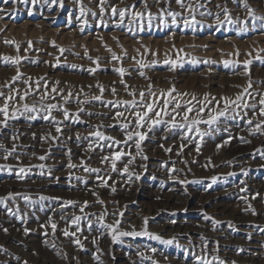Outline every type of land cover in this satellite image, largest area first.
<instances>
[{"label": "rangeland", "instance_id": "374dc122", "mask_svg": "<svg viewBox=\"0 0 264 264\" xmlns=\"http://www.w3.org/2000/svg\"><path fill=\"white\" fill-rule=\"evenodd\" d=\"M197 2L204 5L202 8H197L194 13L197 23L193 27L185 28L183 18H190V13L180 8L175 0H160V3H157L156 0H147L148 10L157 18L152 21V26L149 27L146 15L141 31L139 23H128L130 16H126L124 25L118 27L119 18L111 14L110 8L112 6L125 8L135 5L136 11H144L143 0H123V2L108 0L103 15L100 14L99 0H62L63 6H61V0H47V2L45 0H9L8 3L0 0V17H2L0 18V58L3 56L16 57L17 55L22 57L18 67L23 76L12 87L19 89L23 94L28 88V85L23 83L24 79L31 77V80L35 81L38 78H44L41 81L40 93L28 96L23 102L19 101V97H17V103L11 107H20L24 102L29 105L35 103L39 107L40 94L43 92L45 82L49 90L55 86L65 95L70 90L73 93V98L65 106L72 113H75L80 107L85 109L80 113L82 122H65L70 127L67 134L69 137L72 135L69 139L72 142L71 149L81 150V148L84 149L82 145L88 144L89 141L82 139L80 143H77L76 134L80 133L81 137H87L88 133L93 130V126L104 125L100 130L106 135L117 140H124L120 121L112 119L116 111L115 108L104 107L98 101H91L83 105L76 101V94H80V100H91L92 96L100 95L97 84L102 85L105 89L104 101L133 99L125 90L124 85L120 83L121 79L130 86V91L137 92V99L139 91H147L149 84L153 86L152 91L157 94L173 87L176 90L173 93L174 96L176 93H187L188 95L176 97L182 103L190 101L193 95L197 100L203 101L207 94L209 100L212 98L215 100L206 105L205 119H207L209 109L215 114L216 101H220L219 110H223L221 97L235 99L236 95L247 87L249 78L253 81V87L250 89V91L255 90L253 95L255 92L264 93V83H261L264 82V63L255 59L257 51L264 49V20L259 19L264 17V0H185L186 4H196ZM245 2L248 8L254 10L257 19L253 20L248 16V9L244 6ZM81 4L87 10L83 17L80 15ZM217 5L221 7L218 8ZM225 6L233 20L238 22L225 23L218 27L216 16L219 14L220 19H224L223 8ZM162 9L181 13V16L177 18L178 26L171 24L170 17L167 18V26L160 24L159 13ZM93 12L96 13L95 16L92 15ZM201 12H204L205 15H200ZM208 12L211 15H208ZM85 20H87L86 24ZM243 21H247V24L239 23ZM241 27H247V31H239ZM130 28L131 31H129ZM6 40L14 41V43L6 44ZM28 41H32V47L39 46L43 52L36 53L32 47L29 49ZM16 44L20 45L19 52L16 50ZM60 48H64L66 51L61 53ZM108 48L117 56L122 57V60L113 61L111 53L107 51ZM86 50L88 56L99 57L100 67L94 74H90L88 71L89 68L96 67V65L85 56ZM237 50L239 56L236 55ZM247 53H252V56H248ZM260 55L264 56V52H261ZM132 57H136L137 60H142L144 64L150 66L141 69L140 65L132 60ZM193 58L198 62L193 63ZM166 59L175 61V65L165 64ZM248 59L252 60L248 66L250 75H245L243 61ZM225 60L238 61L239 63L236 67L225 66L223 63ZM152 61H156V63L152 64ZM204 61H208V63H204ZM73 64L77 67L72 68ZM119 67L126 70L123 78L114 71ZM140 71L144 72V76L139 74ZM16 73L17 66L0 62V86H4L6 82L11 83V78ZM57 81H59L58 85L55 83ZM112 88L116 89V95L112 94ZM32 89L35 93V84H32ZM0 91H3L5 95L9 94L8 87H0ZM258 99L259 96L256 97V100ZM53 102L63 104L59 95H56L55 101L50 99L45 101V103ZM3 103V98H0V106ZM192 103L196 104V101H192ZM120 110L124 111L123 107ZM237 111H239V115H236L235 119L232 118L235 113L230 110L227 118L221 117L218 124L212 125L211 129L206 124L199 125L202 132L208 133L202 138L192 132L188 134L192 139H186L184 130L179 127L172 128L170 118L167 116L163 117L166 123L153 126L151 130L140 129L146 134L145 140L141 142V148L142 154L147 156V160L141 159V155L137 154L135 146L131 142L128 146L123 147L124 151H130L136 156L134 163L130 165V171L138 174L140 179H135V175H133L132 180H128L126 176L120 174V171L112 172L108 165L101 164V157L110 155L111 149L100 150L97 148L92 151L97 154L96 158L86 160L89 167L102 169L101 176H104L103 173L105 175L109 173L114 177L126 180L133 194L130 202L118 199L110 203L104 197L106 192L102 191L99 199L103 200L104 204L97 203V198L95 200L96 207L94 206L96 209L93 213L98 216L105 209L108 210L105 222L112 224L115 219H120V217L112 215L110 218L109 212L124 213L130 207L131 210L140 212L139 219L142 224L129 230L128 226L121 221L120 229L122 231H141L144 227V220L147 218L148 231L161 236L164 240L174 238L175 242L171 245L150 239L148 236L122 237L117 242H113L107 230L96 222V216L91 217V230L88 228V221L81 223L82 231L77 232L76 237L63 235V230L66 228L70 232L76 231L75 227L70 224L71 218L64 221L47 220L45 225L40 226L42 216L45 215L48 206L53 201L57 198L64 203L68 201L67 198L74 190L71 184H85L74 178L70 180L68 176L70 172L73 177H83L87 183H90L91 179L99 182L96 179V174L85 173L80 167L69 169L67 167L69 156L66 154L59 157L58 155L51 156L53 161L49 160L51 157L40 161L37 154L14 155L15 158L9 156L5 160L2 156L5 153L0 150V166L3 167V170H0V198H4L3 202H0V248L3 249L0 251V264H24V262L32 264L35 254L27 253L28 250L25 249L26 240L32 233L35 235L41 233L44 239L41 243L43 251H46V255L54 258L58 264H98L94 258L99 254L97 248L103 253L101 256L103 264H152L153 260L157 264H170L169 259L182 264H197L196 256H207L209 259L213 256L220 258L221 250L224 248L229 253L220 259L224 260L226 264H232V262L245 264L239 259L243 253L240 250L243 248L238 249V246L223 247L220 242L224 241L223 238H219V241H207V237L199 233L194 236V240L180 239L174 234L158 230L160 222L155 220V217L162 220L167 218L170 220L189 219L199 223V227L204 225L211 227L217 233L226 232V235L230 234L235 239L241 237L244 239V234H236L231 218L233 215L253 214L252 210L249 213L247 211L248 201L252 196L264 202V134H250L247 120L249 118L254 121L258 119L251 110L238 109ZM88 113H93V115ZM43 115L44 112L41 111L39 115H36V119L29 120L27 114L19 116L18 113L19 118L15 122L32 128H39L41 124L49 125L50 129H54L49 121L42 118ZM53 115L57 119H63L60 112L54 111ZM125 115L128 113L126 112ZM194 115L195 113L190 114V116ZM177 122H182L180 117H177ZM108 125L115 126L111 128ZM254 130L253 127L251 131ZM1 133L0 143L5 144L13 141V132L4 130ZM241 138L248 142H242ZM182 145V148L179 147ZM197 145H199V150H197ZM167 148L172 150L166 151ZM174 150H181L175 158L185 159L187 162H177V159L171 156ZM70 159L72 163L80 164L81 159L72 155H70ZM127 160L128 157L125 156L121 162L117 163V168L122 170ZM8 161L11 163L8 164ZM137 162L139 163L137 164ZM46 163L51 164L49 167L53 168L52 178L47 175ZM40 164L46 166L43 175L41 169L35 167ZM143 165H146V168L142 167ZM29 166H32L31 170L24 175V178H18L19 167L27 168ZM8 168L12 170L9 171ZM172 168L178 171L171 173L170 169ZM59 175H64L66 178L60 179L61 181L54 179ZM212 177H216L215 182ZM24 179L29 180L30 184L32 183L31 187L25 190L14 187ZM179 180H186L189 183L181 184L177 182ZM55 182L56 184H54ZM57 182H61V184H57ZM9 194H12L14 199H9ZM25 195L31 197V204L22 199V196ZM40 196L48 199L41 201ZM151 207L154 212L156 211L155 215L147 212V208ZM205 215L212 219L205 220ZM213 220L220 223L214 227ZM51 221L57 225L55 234L50 226ZM246 227L247 230L259 232L260 237L264 240V231H261L264 229V217H260L258 222H251ZM5 228L8 230L7 233L3 231ZM42 228L45 230L43 231ZM25 229L28 230L27 235ZM75 238H79L82 244L86 243L85 246L83 245V249L73 243L74 249H79L77 255H73V250V252L70 251V243ZM94 240L95 243H93ZM258 244L261 245L257 252H263V242ZM151 249H156V251L153 253ZM138 253L143 255H138Z\"/></svg>", "mask_w": 264, "mask_h": 264}, {"label": "snow or ice", "instance_id": "6c2138e0", "mask_svg": "<svg viewBox=\"0 0 264 264\" xmlns=\"http://www.w3.org/2000/svg\"><path fill=\"white\" fill-rule=\"evenodd\" d=\"M4 3H8L9 0H3ZM47 2V0H45ZM108 0H99V9L100 14L103 15L106 11L105 5L107 4ZM123 2V0H121ZM157 3H160V0H156ZM176 4L179 5L180 8L184 9L185 11L190 13L189 17L183 18V26L185 28L193 27L195 23H197L195 19L194 13L196 12L197 8L204 7L203 4L200 3H185V0H175ZM144 4V11H136L135 5H131L129 7L125 8H117L115 6H112L110 8L111 14L113 16H118V24L117 26H123L126 16H130L128 23H139V28L142 31L144 24L143 21L145 20V16L147 15V24L149 27L152 26V21L156 19L157 17L152 14L148 10L147 0H143ZM61 6L62 0H61ZM245 8L248 9V16L252 18L253 20L257 19L254 15V10L248 8L247 3L245 2ZM217 7H221L220 5H217ZM130 8L132 9L130 11ZM87 10L81 4L80 7V15L83 17L86 15ZM224 13V19L221 20L219 14L216 16V24L218 27L223 26L225 23L233 24L237 23L238 21H234L230 13L228 12V9L226 6L223 8ZM208 15H211L210 12L207 13ZM93 16L96 15L95 12L92 13ZM200 15H205L204 12H201ZM181 16V13L174 12L171 10H161L159 13V21L160 24H163L167 26V18H171V24L174 26H178V17ZM2 18V17H0ZM259 19L264 20V17H260ZM84 23H87V20L84 21ZM244 25L247 24V21L239 22ZM131 31V28L129 29ZM239 31L244 32L247 31V27H241ZM6 44H13L14 41L6 40ZM28 48L30 49L32 47V41H28ZM54 43V42H53ZM17 52L20 50V45H15ZM146 51H149L148 49H145ZM27 51V49H26ZM59 51L63 53L66 51L64 48H60ZM111 53V59L113 61H121L122 57L117 56L116 53L112 52L110 48L107 49ZM138 51V50H137ZM182 51V50H179ZM264 52V49H260L257 51V54L255 56L256 60L261 61L264 63V56H261L260 53ZM126 54V53H125ZM155 55V53H153ZM236 55L239 56V51L237 50ZM248 56H252V53H247ZM85 56L88 57L89 60L93 62V64L96 65V67L89 68L88 71L90 74H94L100 67L99 65V57L93 58L91 56H88L87 50L85 51ZM22 57L17 55L16 57H10V56H3L0 58V62H3L5 64H11L13 66H17V73L15 76L11 78V83H7L4 86L0 87H8L9 88V94L5 95L3 91H0V98H3L4 103L2 106H0V117H3V119H0V126L7 127L9 120H16L19 118V116H24L27 114V119L34 120L36 119V115H39L41 111L44 112L43 119L45 121H49L53 127L55 128V132L57 133L56 136H53L51 132L47 133L44 136H41V141L43 143H47L51 141L52 143H56L60 140V137L63 135V125L66 121H71L73 123H80L82 122L80 119V113L84 112L85 109L83 107H80L75 113H72L69 111V109L65 106L67 105L70 100L73 98V93L69 90L67 94L65 95L62 90L58 89V87H52L51 90L48 89L47 83H44V88L42 94H40V103L39 107H37V104L33 103L32 105H29L28 103L24 102L20 105V107H11V105H15L17 103V97H19V101L23 102L26 101L27 97L36 93H40V87H41V81L44 80L43 77L38 78L35 81L31 80V77L24 79L23 83L28 85V88L26 91L21 94L19 89H15L12 87L13 84H15L17 81H20L22 79L23 74L19 71L18 65L21 63ZM132 60L139 64L141 69L148 67L150 65H146L143 63L142 60H137L136 57H132ZM193 63H197L198 61L193 58ZM152 64H155L156 61H152ZM165 64H172L175 65V61H170L166 59L164 61ZM204 63H208V61H204ZM225 66L232 65L233 67H236L238 65V61H230L225 60L223 61ZM252 63L251 59L243 61V68H244V74L250 75L248 72V66ZM55 66V65H53ZM72 68H76L77 65H71ZM122 78L125 75L126 70L123 67H119L114 69ZM141 76H144V72L140 71L139 73ZM56 85L59 84V81L55 82ZM121 84L124 85L125 90L128 91V94L133 97L131 100H116V101H104L103 100V93L105 91L104 87L102 85L97 84V87L100 91V95H95L91 97V100H80L79 95L76 94V101L78 104H87L91 101H98L102 104L104 107H112L115 108V114L112 117L113 120L120 121V128L121 131L124 133V140H117L112 136H108L105 134V132L101 131L100 128L104 127V125L99 126H93V130L88 133L87 137H81L80 133L76 134V141L77 143H80L82 139L88 140L87 144V150L88 151H95L97 148L100 150H103L104 148L111 149L110 155H103L101 157V164L108 165L110 170L112 172L120 171V174L122 176H126L128 180H132L133 175H135V179H140V176L138 174H134L130 171V165H132L136 159V156L133 155L130 151L126 152L123 150L124 146H128L129 142L134 144L137 154L141 155V159L147 160V156L142 154V148H141V142L145 140L146 134L140 129L147 128L151 130L153 126L159 125L161 123H166V121L163 120L164 116H167L170 118L171 121V127L172 128H181L185 132V138L186 139H192L189 133L195 132L197 136L203 137L207 135L208 133L202 132L199 128V125L206 124L209 126V128H212V125L218 124L221 117L227 118L229 111L231 110L235 115L232 117L235 119L236 115H239L238 109L243 110H251L257 117L255 121L252 118H249L247 120V124L250 127V134L255 135L256 133L264 134V93L261 92H255V95H253V92L255 90L250 91L253 87V81L249 78L247 87L243 89V91L236 95L235 99H231L228 97H221L220 100L223 101V110H219V104L220 101H216L217 110L215 111V114H213L212 110L209 109L207 113V119L204 118L205 114V107L208 104L212 103V100H215V98H212V100H209L208 95L206 94L204 96L203 101L197 100L195 95L192 96V99L190 101H187L185 103H182L180 100L176 99L177 96H183L188 95L187 93H176V96L173 95L175 93V88L168 89L167 91H161L159 94L152 91V85L149 84L147 91L140 90L138 93V99L137 92L136 91H130V86L125 83L123 79L120 81ZM264 83V82H261ZM32 84H35V93L32 89ZM91 87V86H89ZM83 90L81 89V92ZM111 92L113 95H116V89L112 88ZM56 95H59L61 99L63 100V104L60 103H45L47 100H56ZM259 96V99L256 100V97ZM147 97V98H146ZM192 101H196V104H193ZM162 102V103H161ZM197 105H199L197 107ZM121 107H123L124 111H121ZM22 108V111H21ZM60 112L63 116V119H57L55 115H53V112ZM182 111V115H181ZM128 113V115H125V113ZM19 113V116H18ZM195 113L194 116H190V114ZM36 114V115H34ZM89 115H93V113H88ZM246 114V113H245ZM177 117H180L181 123L177 122ZM115 125H108V127H114ZM254 127V131H251V129ZM217 130V129H213ZM19 133H14L12 136L13 141L19 140ZM33 138L35 139V133H33ZM68 139H71V137H68ZM242 142H248L241 138ZM227 143V141H225ZM183 147V145H182ZM219 147V146H218ZM17 145L13 143V146L11 149L6 147L3 143H0V150H2L5 155L4 159H8L9 156H11L13 153L16 152ZM119 149V150H115ZM171 149H166V151H170ZM197 150H199V145H197ZM35 155V153H33ZM51 155V149H49L45 155H41L38 157L40 161H45L48 159ZM66 155L69 156V162L67 164V167L69 169H76L77 167H80L83 169L85 173L89 174H96V179L99 181L98 186L100 187H107L108 186V179L111 177L108 176L105 178L104 176H101L100 173L102 171L101 168H93L89 167L87 164V161L85 159L80 160V164H74L71 162L70 155H71V149L67 150ZM127 156L128 160L127 163L124 164V167L122 170H119L117 168V163L121 162L124 157ZM19 157H17L18 159ZM163 166V165H162ZM32 166L29 167H19L18 170V178L23 179L24 175L31 170ZM41 169V174H44L45 164H40L38 166ZM142 167L146 168V165H143ZM0 170H3V167L0 166ZM9 171H11V168H8ZM178 171L175 168L170 169L171 173H175ZM51 168H48L47 175L51 177ZM76 179L82 183H87V181L83 177H73L72 173H69V179ZM58 181V177H54ZM213 182H215L216 177H212ZM181 184L189 183L186 180H179L177 181ZM111 191L115 193L116 188L114 186L111 187ZM93 195H97L95 192H93ZM9 199H14V196L12 194H9ZM4 198H0V202H3ZM22 199L28 203L31 204L32 200L29 196H22ZM39 199L41 201L48 199L47 197L40 196ZM59 199V198H57ZM97 203L103 205L104 201L100 200L99 198L96 201ZM76 202L72 200H68L65 202V205H71L75 206ZM89 207L88 201H84L83 204L79 207V211L82 214H85L83 216L81 215H74L71 217L70 224L71 226H74L76 231L70 232L67 228L63 230V235L65 237H76L77 232H81V221L84 219H87L88 221V228L91 230L92 227V216H96L95 213L93 214H86L85 209ZM254 211V210H253ZM108 215L107 210L105 209L104 212L96 216V222L99 223L104 229L107 230V233L111 236V239L113 242H117L122 237H136V236H148L150 239H154L157 241H160L163 244L171 245L173 244V239L164 240L161 236L157 234L150 233L148 231L147 225L148 220L145 218L144 220V227L141 231H122L120 229L121 225V219L117 218L114 220L112 224H108L105 222L106 216ZM112 215L114 217H122V212H113ZM205 220L212 219L211 217L205 215ZM174 222V221H173ZM220 223L219 221L213 220V225L215 227L216 224ZM51 229L53 234H55L57 225L56 223H51ZM5 233H7V229H3ZM27 229H25V233L27 234ZM261 231H264L262 229ZM203 239V238H202ZM73 243L78 245L81 249H83V244L81 243L79 238H75L73 240ZM95 243V240L93 241ZM179 246V245H177ZM55 247V245H53ZM0 251H3L2 248H0ZM151 251L154 253L156 249H151ZM218 251V246H217ZM240 251H243L242 249ZM98 255H95V259L97 260L98 264H103V261L101 260V256L103 255L102 251L97 248ZM138 255H143L142 253H138ZM150 259V258H149ZM195 259L197 260V264H226L224 260H221L219 256H213L211 259H209L207 256H196ZM24 264H27V262H24ZM152 264H157L155 260L152 261ZM232 264H235V262H232Z\"/></svg>", "mask_w": 264, "mask_h": 264}, {"label": "bare ground", "instance_id": "6f19581e", "mask_svg": "<svg viewBox=\"0 0 264 264\" xmlns=\"http://www.w3.org/2000/svg\"><path fill=\"white\" fill-rule=\"evenodd\" d=\"M32 50L35 51L36 53L43 52V50H40L39 46H33ZM99 113H100V111H99ZM103 113H104V111H103ZM0 119H3V118L0 117ZM15 121L16 120H12V121L9 120L8 126L6 128L0 126V134H2L1 132L4 131V130H8L10 132L19 133L20 134L19 140H17V141H9L8 140L9 142L4 144L9 149H11V147L13 146V143H15L17 145L16 152L13 153L10 156V158H15V157H13L14 155L33 154V153L37 154L38 156H41V155H45L46 152L49 149H51L50 157L51 156H56V155H58V157H59L61 155L66 154L67 153L66 150L72 148L70 146L72 144V142L69 141V139H68L69 135L67 134V131H68V129H70V127L66 123L63 125V135L60 137V140L58 142L52 143L51 141H49L47 143H43L41 141V139H40L41 136H44V135H46L49 132H51V134L53 136H56L57 133L55 132V128L54 129H50L49 125H45L44 126L42 124H41V126L39 128H32V127L27 126V125L22 126L20 123H17ZM111 128H113V127H111ZM33 133H35V139L33 138ZM71 137H72V135H71ZM73 140H74V138H73ZM86 144L82 145L84 149H82V148H81V150L78 149V148L77 149H75V148L71 149L72 150L71 155L73 157H75V158H78V159H82L83 158L85 160L90 159V158H96L97 154L96 153H92V151H88ZM179 147L182 148V146H179ZM64 149H66V150H64ZM180 151L181 150H174L173 155L171 154V156H173L174 159H177V162H179V163H181L182 161L185 162L186 161L185 159L175 158L176 155L178 153H180ZM186 152H188V151H186ZM2 156H4V155L2 154ZM49 160H52V157ZM23 161H24V158H23ZM136 161H138V160H136ZM10 163L11 162H9L8 164H10ZM138 163L139 162H137V164ZM1 165H2V163H1ZM50 165L48 163H46V166L48 168L51 167ZM54 172H55V170H54ZM103 175L105 176V178H107L108 176L111 177L110 179H108V186L107 187L98 186L99 182H97L94 179L89 180L90 183H87V184H79V185L71 184V186L74 188V190L72 191V194H70L71 196H69L67 194L69 196L67 199L76 202L75 206H71V205H67L66 206L63 201H59V200L56 199L55 201H53V203L51 205L48 206L47 212L45 213V215L42 216L43 217L42 220H40V224L41 225L40 224L39 225L40 226L45 225L47 223V220L64 221L66 219L69 220V218H71L74 215H81V216L85 215V214L80 213V211H79V207L83 204L84 201H88V203H89V207L85 209V213L86 214H93L94 209H96L95 208L96 207L95 206V200L100 197V194L102 193V191L106 192V194L103 193L104 197L110 203L114 202V201H117L118 199H120L123 202H130V199L133 198L132 197L133 194H132V191L129 188V185H128L127 181L122 179V178H117L116 176L114 177V175H111L109 173H106V175L103 173ZM56 176H57V173H56ZM58 177H59L58 181H61L60 179H65L66 178L64 175H62V176L59 175ZM21 181L22 182L20 184L18 183V185H15L14 187L17 188V189L20 188V189H24V190L28 189L29 187H31L32 183L30 184L29 180L24 179V180H21ZM74 183H75V181H74ZM51 184H52V182H51ZM54 184H56V182ZM57 184H61V182H57ZM62 184H63V182H62ZM112 186H114L116 188L115 193H113V192L111 193V191H110ZM70 190H72V189H70ZM33 191H35V190H33ZM93 192H95L97 195H93ZM53 193H54V191H53ZM64 201H66V200L64 199ZM248 202H249V208L247 207V211L249 213V212H251V210L252 211L254 210L252 215H251V213L250 214H246V215H241V216H239V215H235L234 216L233 215V218H231L233 220L232 222H233V226L235 228L236 234H238V233L244 234L245 235L244 239L242 237L238 238V239L237 238L235 239L230 234L226 235V232L217 233L211 227H205L204 225L199 227L198 226L199 223L197 224L193 220L183 219V218L177 219V220H170V219L167 218V219H163L162 220V219H159L158 217H155V220L157 222H160V227H158L157 229L162 231V232H166L168 234H174L177 237H179L180 239L186 238L188 240H194V236L198 235L199 233L205 235L207 237V239H206L207 241H215V240L219 241V238H223L224 241L223 240L220 241L223 247H225V246H227V247L228 246L237 247L238 246L237 247L238 249L243 248L242 256L239 258L242 263H245V264H264V250H263V252H257V249L259 250L260 245H261V244L259 245L258 243H262L263 242V244H264V240L260 237L259 232L252 231V230H247V227H246L247 225L251 224V222H258L260 217H264V202L260 201L257 197H254V196H252L249 199ZM163 206H161V207H163ZM152 209H153L152 207L150 209L147 208V212L155 215L156 211L154 212V210H152ZM139 213H140L139 211L131 210L130 207L127 208V210L123 213V216L120 217V219H121L122 223H124V224H126L128 226L127 229L132 230V227L134 228L136 226L137 227L141 226L142 223H141V221L139 219ZM111 216H112V212H109V217L111 218ZM86 221H87V219H84V220L81 221V223H85ZM51 223H52V221H51ZM42 230H43V228H42ZM11 232H12V230H11ZM44 233H43V235H44ZM19 234H20V230H19ZM27 234H28V232H27ZM43 241H44V239H43L41 233H37V235L32 233V234H30V237L27 238L26 243H25V245H27V246H26L25 249L28 250L27 253L35 254V256L33 258L31 256L32 262L34 264H58V262L56 260H54V258L49 257L48 255H46V253H45L46 251L45 252L43 251V248L41 247L42 246L41 243ZM70 244H71L70 245L71 246L70 247V251L73 250L74 251L73 255H77L76 253H78L77 251H79V249H74V247L72 246L73 242H71ZM83 245L85 246L86 243L83 244ZM263 247H264V245H263ZM227 253H229V252H228V250H226V248L222 249L221 250V255L219 254L220 258L221 257H226L225 254H227ZM24 255L27 256V257L29 256L28 254H24ZM56 256H57V254H56ZM169 262H170V264H182L181 262L174 261L173 259H169Z\"/></svg>", "mask_w": 264, "mask_h": 264}]
</instances>
